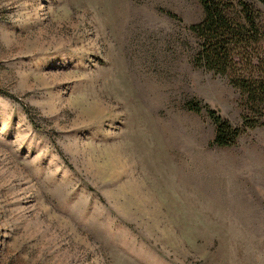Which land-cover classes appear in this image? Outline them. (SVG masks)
<instances>
[{"label":"rangeland","instance_id":"374dc122","mask_svg":"<svg viewBox=\"0 0 264 264\" xmlns=\"http://www.w3.org/2000/svg\"><path fill=\"white\" fill-rule=\"evenodd\" d=\"M201 11L0 0V264H264V115L218 146L184 106L247 111L191 62Z\"/></svg>","mask_w":264,"mask_h":264},{"label":"trees","instance_id":"16d2710c","mask_svg":"<svg viewBox=\"0 0 264 264\" xmlns=\"http://www.w3.org/2000/svg\"><path fill=\"white\" fill-rule=\"evenodd\" d=\"M198 2L202 18L187 26L197 41L191 62L197 68L225 75L238 89L247 111L240 123L233 125L220 111L195 96L184 106L199 112L207 110L215 125L214 144L230 146L240 130L258 126L264 115V27L259 21L264 0Z\"/></svg>","mask_w":264,"mask_h":264}]
</instances>
